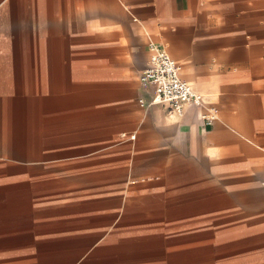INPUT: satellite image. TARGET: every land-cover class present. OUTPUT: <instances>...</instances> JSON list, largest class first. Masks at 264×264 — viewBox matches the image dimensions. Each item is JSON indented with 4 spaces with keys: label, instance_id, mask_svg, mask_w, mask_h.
Masks as SVG:
<instances>
[{
    "label": "crops",
    "instance_id": "obj_1",
    "mask_svg": "<svg viewBox=\"0 0 264 264\" xmlns=\"http://www.w3.org/2000/svg\"><path fill=\"white\" fill-rule=\"evenodd\" d=\"M0 264H264V0H0Z\"/></svg>",
    "mask_w": 264,
    "mask_h": 264
},
{
    "label": "built area",
    "instance_id": "obj_2",
    "mask_svg": "<svg viewBox=\"0 0 264 264\" xmlns=\"http://www.w3.org/2000/svg\"><path fill=\"white\" fill-rule=\"evenodd\" d=\"M151 57L144 70L141 82L146 87H154L151 102L140 101L142 107L165 105L170 114L182 116L186 106L201 108L203 95L196 92L192 86L181 78V67L157 44H150ZM218 109L209 107L202 114L205 127H211L218 119Z\"/></svg>",
    "mask_w": 264,
    "mask_h": 264
},
{
    "label": "rangeland",
    "instance_id": "obj_3",
    "mask_svg": "<svg viewBox=\"0 0 264 264\" xmlns=\"http://www.w3.org/2000/svg\"><path fill=\"white\" fill-rule=\"evenodd\" d=\"M261 258H262V254H259V257H258V259H259V260H261Z\"/></svg>",
    "mask_w": 264,
    "mask_h": 264
}]
</instances>
